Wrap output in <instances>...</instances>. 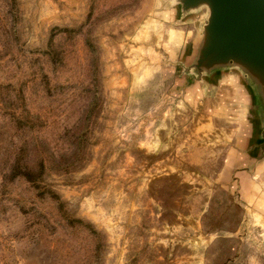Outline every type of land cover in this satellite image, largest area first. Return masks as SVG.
Segmentation results:
<instances>
[{"label":"rangeland","instance_id":"obj_1","mask_svg":"<svg viewBox=\"0 0 264 264\" xmlns=\"http://www.w3.org/2000/svg\"><path fill=\"white\" fill-rule=\"evenodd\" d=\"M206 16L0 0V264H264V102L193 67Z\"/></svg>","mask_w":264,"mask_h":264},{"label":"water","instance_id":"obj_2","mask_svg":"<svg viewBox=\"0 0 264 264\" xmlns=\"http://www.w3.org/2000/svg\"><path fill=\"white\" fill-rule=\"evenodd\" d=\"M184 12L206 7L198 71L237 65L258 86L264 102V0H179Z\"/></svg>","mask_w":264,"mask_h":264},{"label":"trees","instance_id":"obj_3","mask_svg":"<svg viewBox=\"0 0 264 264\" xmlns=\"http://www.w3.org/2000/svg\"><path fill=\"white\" fill-rule=\"evenodd\" d=\"M14 174L16 175V174H18V175H22L25 179H27L28 181H30V182H33L34 183V181H35V179H34V177H33V174L34 173H32V171L31 170H28V169H26V168H21L20 166H19V163H17L16 165H15V167H14ZM37 187H38V184H37Z\"/></svg>","mask_w":264,"mask_h":264}]
</instances>
